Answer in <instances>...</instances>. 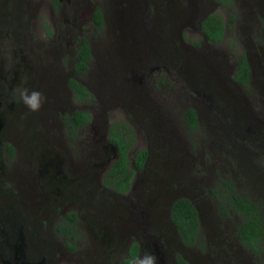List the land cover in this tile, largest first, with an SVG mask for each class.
<instances>
[{
  "label": "rangeland",
  "instance_id": "obj_1",
  "mask_svg": "<svg viewBox=\"0 0 264 264\" xmlns=\"http://www.w3.org/2000/svg\"><path fill=\"white\" fill-rule=\"evenodd\" d=\"M0 5L5 12L6 4ZM96 6L102 13L99 27L92 21ZM209 12L224 24L219 42H210L200 30L201 16ZM6 19L2 28L10 34L0 35L5 68L22 67L21 52L27 57L34 42L39 45L31 47L30 58L43 50L55 55L49 69L56 95L47 98L43 122L15 126L13 154L0 155L4 173H16L12 180L22 186L11 191L19 213L45 216L48 229L38 244L54 247L46 258L56 264H122L126 246L137 240L138 255L151 251L157 264H176L177 254L191 264H264V236L257 250L237 244L238 214L223 213L209 191L219 178L229 177L235 189L258 203L264 225V0H23L21 19L13 14ZM16 34L26 35L21 51ZM81 37L90 57L85 70L76 72ZM240 53L251 67L245 83L231 77ZM12 75L16 86L31 89L26 68ZM70 77L86 86L87 99L73 97ZM187 107L195 111V127L184 122ZM75 108L85 109L92 120L68 130L65 114ZM115 120L133 129L132 148L144 146L148 152L132 188L121 193L102 186L96 174L105 161L102 151L111 154L109 143L103 148L96 138ZM56 164L62 175L50 174ZM39 171L49 175L38 178ZM79 171L82 177L76 176ZM178 195L199 213L201 245L180 242L167 218ZM23 197L29 207H23ZM34 199L39 200L35 207ZM65 210L75 212L70 233L62 228ZM112 211L124 214L125 226L118 227ZM134 213L139 223L132 222Z\"/></svg>",
  "mask_w": 264,
  "mask_h": 264
},
{
  "label": "trees",
  "instance_id": "obj_2",
  "mask_svg": "<svg viewBox=\"0 0 264 264\" xmlns=\"http://www.w3.org/2000/svg\"><path fill=\"white\" fill-rule=\"evenodd\" d=\"M226 3L230 0H218ZM92 21L99 27L102 23L101 10L94 7L92 11ZM201 32L210 42H219L222 39L224 24L219 14L209 12L199 21ZM77 59L73 63L76 72H82L87 67V60L90 57L87 41L84 37L79 39L76 51ZM248 77V64L243 53L237 59V66L233 78L245 83ZM68 84L72 89L73 97L78 101H83L89 96V91L84 84L73 77L68 79ZM90 119L89 113L82 108H75L66 119V124L71 127L84 124ZM183 119L188 127L196 126V114L193 108L187 107L183 110ZM107 139L115 147L116 156L110 161L107 169L102 173L101 185L115 192H124L129 188L135 169L143 166L147 149L144 146L132 148L134 142L133 129L125 120L112 121L107 130ZM6 150L11 153V145H6ZM132 148L130 157L129 150ZM214 194L218 202L219 209L226 213L228 209L234 210L238 214V221L235 222V234L238 241L246 249L257 250L264 236L263 218L260 206L251 199L245 192L234 188L229 177L219 178L218 184L209 190ZM68 221L67 227H63L66 233H70V227L74 226L75 212L65 213ZM169 218L175 226L179 240L183 244L200 243L201 234L197 210L191 201L184 196L176 197L169 205ZM128 251L130 256L137 252L135 241L130 242ZM177 264H191L180 254L176 255Z\"/></svg>",
  "mask_w": 264,
  "mask_h": 264
},
{
  "label": "flooded vegetation",
  "instance_id": "obj_3",
  "mask_svg": "<svg viewBox=\"0 0 264 264\" xmlns=\"http://www.w3.org/2000/svg\"><path fill=\"white\" fill-rule=\"evenodd\" d=\"M0 1L3 5L6 4V7H7V10L5 11L6 13L2 12L0 9V35L3 33L4 36H9L10 30H8L7 28H5V30H4L2 28V26L5 24H8V20L6 18L12 14L15 16L16 19H18V20L21 19V5H23V0H0ZM33 4L34 3H32V5ZM1 7H2V5H0V8ZM204 15L205 14H203L201 16V18ZM9 22H10V20H9ZM24 38H26V35L21 36V37H19L18 34L15 35L14 40H16V41L18 39L21 40L20 46L18 48L19 51L22 50V47H23L22 45L25 41ZM50 40H52V39H50ZM78 43H77V46H78ZM1 45H2L1 46L2 50H0V51L4 52L5 51L4 44L1 43ZM38 45L39 44L37 42H34L33 44H31L28 47L27 52L29 54L27 55V57L26 56L24 57V55H22V52H21V56L23 58L21 56H20V58H22L21 60L24 63L22 65V67H20L19 69L15 68V66L17 65V63H16L14 68H12L14 70L10 71L11 68H8V67L5 68V66L3 64V60L0 59V155L4 154L8 157V156H11L13 154V146H12V138H11L12 136H11L10 132L12 130H14V128H16L19 125V123L23 124L25 129L29 128V126L34 125V123H32L33 120H37L41 124V122H43L41 114L43 112H45V109H46L45 107L47 105V103L45 102L43 104V107L38 112H31L24 105H22L20 108H16L15 107L16 102H13V99H12V89L16 86V84L14 83V76L12 75V73L14 75L22 73L23 70L26 68L28 76L31 78L29 83L33 84L31 89L41 91L46 98H50V96L56 95L53 93L54 78L52 76V69H49V68H51V66H53V63H50V61H52V62L54 61L55 55H53V58H52L51 53H48V55H46L45 54L46 51L43 50V52L38 51L37 52L38 54L35 57L31 56V58H30L29 56L32 53L30 50L31 47L33 49V48L37 47ZM77 46L75 48V55H76V51H77ZM88 49H89V46H88ZM47 52H49V51H47ZM28 57L30 58V63L32 62V60H35L36 66H34V67H37L38 68L37 70L35 68H33L30 65V63H25V62H27ZM76 59H77V56H76ZM246 60H247V58H246ZM45 61H46V63H48L46 68H44V66H43V63ZM87 62H88V60H87ZM247 64H248V77H247L246 81H248V79L250 78V74H251L250 73L251 67H250V63L248 60H247ZM33 65H34V63H33ZM236 66H237V60H236L234 70H233L231 77H232L233 81H235L237 83H242V82H239L233 78V75L235 74ZM68 79H67V84H68ZM68 86H69V84H68ZM70 89H71V87H70ZM71 94H72V89H71ZM46 101H47V99H46ZM26 110L28 112H25V114L26 113H30V114H26V115L22 114L23 117L20 118L21 117L20 114ZM71 112H72V110L70 112H67L65 114V117H68L71 114ZM34 115L36 117H34ZM14 118H15V121L13 120ZM91 120H92V118H90L84 124L90 122ZM84 124H80L78 126H74L71 128L69 125H66V127L68 130L69 129L75 130ZM49 125H51L50 121H49ZM99 141L102 142L101 143L102 145L100 144V146H104L103 148H105V147L107 148V146H105V144H104L105 142L111 143V141H109L107 139V134L106 135L104 134L103 137H97L96 142L99 143ZM6 145H11V147H12L11 153H9L6 150V148H7ZM93 152H95L94 149H93ZM102 152L105 155V161L102 164H98V166L101 165V167H100L99 172L96 173V174H98V177H99V183L101 181L102 173L107 169V167L110 164V161L116 156L115 147H114V149L110 148V151H109L111 153L110 157H107L108 152L106 150H103ZM147 157H148V152L146 154V158L144 160L143 166L140 169H142L144 167V164L146 163ZM2 162H3V158H0V167L1 168H2ZM137 170H139V169H135V171H134V174L132 176V179H131V182H130L128 189H131L133 186L134 176H135V173ZM43 171H44V169H43ZM62 172H63L62 167L60 165L56 164L54 167H51L50 174L62 175ZM67 172L68 173L70 172V168H67ZM79 172H80V174L77 172L76 176L82 177V175L84 173H82L81 171H79ZM15 174L16 173H14V175ZM14 175L10 176V174L4 173L3 168L0 171V264H56L55 258H51L49 260V258H46V256L44 255V253H49V249L52 250V249H54V247L50 246L51 247L50 248V247H46L43 245V249H42L41 245L38 244L39 243L38 240L44 241L43 237L45 235V231L48 229L47 228V222L45 221V216L41 215L42 212H38V216L35 217V219H32V217H29V216L26 217L24 214L21 215L19 213L20 210L17 209L19 207L17 205H15V201H13V194H11V191L15 190V189L22 191V186L20 185L21 183H18L16 180L15 184H14V182L12 180L14 178ZM48 175H49L48 173H45V172L41 173L40 172V173H38V178H40V177L46 178V176H48ZM35 177H37V176H35ZM5 178H8L11 181V185H12L11 188H7ZM74 180H75V178H74ZM118 193H121V192H118ZM179 196L180 195H178L176 197H179ZM181 196H183V195H181ZM176 197L171 199L170 204L172 203V201ZM49 199H51V198H48V197L45 198V200H49ZM15 200H16V198H15ZM16 201L19 203V200H16ZM31 202H32V205L35 207V205L36 206L38 205L39 200L37 201L34 199ZM21 203H22L23 207H25V208L29 207L28 202L26 201L25 197H23ZM30 211L32 212V214H34V211H32V210H30ZM69 211H73V210H69ZM66 212H68V211L65 210L63 212L65 222H62L63 223L62 228L67 227V225H68V221L65 217ZM122 213H124L125 216L128 217V220L131 219L129 213H126V211H123V210H122ZM113 214L117 216L118 227L126 225V221L122 220V215H124V214L118 213L119 215H117L114 212H113ZM197 216H198V220H199L198 211H197ZM167 218L171 223V220L169 218V206L167 208ZM42 220H44V221L42 222ZM139 220L140 219L138 218V216L134 213L132 222L137 221V223H139ZM122 221L124 224H122ZM199 224H200V222H199ZM73 228H74V226L70 227V230H72ZM234 232H235V225H234ZM176 235H177V232H176ZM234 235H235L237 244H239L241 246V244L238 241L237 235L235 233H234ZM129 244H130V242H129ZM129 244L125 248L126 255H130L129 251H128ZM136 244H137V252L135 255H138L140 252V243L136 242ZM44 247H46L48 249H46ZM119 263L121 264V261H119Z\"/></svg>",
  "mask_w": 264,
  "mask_h": 264
},
{
  "label": "clouds",
  "instance_id": "obj_4",
  "mask_svg": "<svg viewBox=\"0 0 264 264\" xmlns=\"http://www.w3.org/2000/svg\"><path fill=\"white\" fill-rule=\"evenodd\" d=\"M12 99L13 102L23 104L29 111L38 112L47 98L39 90L17 85L12 89ZM157 259L151 251L145 250L140 255L123 256L122 264H157Z\"/></svg>",
  "mask_w": 264,
  "mask_h": 264
},
{
  "label": "water",
  "instance_id": "obj_5",
  "mask_svg": "<svg viewBox=\"0 0 264 264\" xmlns=\"http://www.w3.org/2000/svg\"><path fill=\"white\" fill-rule=\"evenodd\" d=\"M109 145H110V148L111 149H114V145H112L111 143H109ZM169 205H170V203H169ZM171 224L173 225V227H174V229H175V226H174V224L172 223V221H171ZM176 231V230H175Z\"/></svg>",
  "mask_w": 264,
  "mask_h": 264
}]
</instances>
